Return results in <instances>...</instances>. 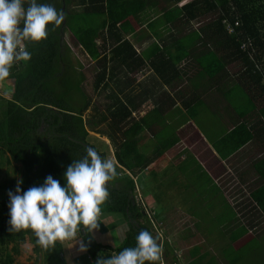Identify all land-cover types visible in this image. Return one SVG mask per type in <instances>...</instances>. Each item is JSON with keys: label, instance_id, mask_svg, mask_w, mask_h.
<instances>
[{"label": "trees", "instance_id": "obj_1", "mask_svg": "<svg viewBox=\"0 0 264 264\" xmlns=\"http://www.w3.org/2000/svg\"><path fill=\"white\" fill-rule=\"evenodd\" d=\"M73 1L74 5L69 0H38V3L52 4L58 11H63L65 20L59 27L49 25L46 40L26 42V50L31 53V59L16 62L10 69V76L6 79H11L10 88L13 90L10 97H0V158L7 153V163L20 165L23 191L42 185L48 175L59 180L61 186H66L64 172L73 160L82 159L86 155V147L94 148L106 159L105 152L89 141V131L106 135L112 144H115L114 156L118 175L108 182L109 198L101 205V214L103 217L123 219L126 230L121 242L115 246L108 233V230L116 225L114 220H111L110 224L104 223L106 221L103 218L98 220L97 230L104 232L109 239L104 243L97 242L92 233H87L81 226V232L77 235L87 246L92 264H96L99 257L112 256L110 251H104L103 247L106 245H109L108 248L115 251V254L124 248L135 247V237L141 230H147L153 236L159 237L163 252L161 261L155 264L162 261L166 264H178L167 242L162 241L158 235L163 224L158 222V210L152 205L155 201H135L133 177L152 163L151 158L142 161L138 153L137 133L142 129V126L138 125L139 120L131 119L132 112L127 108V103L119 97L114 98V95L107 96L112 100L107 106V115H100L95 103L92 106L93 119L98 118L99 124L107 123V128L98 129L93 126L94 123L84 120L83 114L91 104L81 85L86 81V75L80 71L75 74L76 67L71 65L68 55L71 49L63 36L66 32L69 33L75 40L76 47L82 50L88 59L97 63L99 70L96 68L93 86L95 89L106 90L109 87L107 78L111 75L110 69L106 68L107 59L113 61L114 57L118 58L127 68L130 67L128 59L135 54V50L126 40V36L139 28L141 13L146 5L151 6L156 15L155 24H162L163 32L167 34L164 41L169 48L178 44L174 51L183 52L186 50L185 46L190 45L192 41L209 38L219 45L218 51L223 52L216 56L217 74L223 70L227 55L230 61L240 63V70L237 69L235 74L237 82L229 89L226 98L230 100L234 113L240 116L247 113V108L258 109L264 126V0ZM209 14H212L214 19L207 26L191 31V20ZM236 23L239 26H236ZM226 26L232 28L231 33L227 31ZM206 27L208 29L204 30ZM154 34L158 36L161 33ZM247 39L251 44L244 50L241 45ZM207 74L212 76L210 72ZM234 95L237 97L232 101L231 96ZM255 101L258 106L260 104L259 107ZM148 116L151 119L157 118L146 114L141 117V121L145 123ZM115 126L119 130L118 142L114 135ZM252 138V132L241 120L224 135L223 140L232 151ZM167 146L169 145L165 143L163 148ZM122 167L131 175L124 174L120 177ZM251 168L258 175L257 188L249 192L244 203L243 196L238 192L235 198L228 201L233 212V202L240 206L239 218L246 222L245 225L236 226L240 228L238 234H230V244L239 241L242 232L246 237L258 234L264 237V231L260 227L264 224V155L254 161ZM16 183L15 178L0 180V264H12V254L6 248L9 243H13L12 249L17 253L16 243L24 241L25 236H28L34 251L41 253L42 264H66L64 241H57L54 247L44 249L36 243L37 238L30 229L9 231L8 192L15 191ZM212 188L215 189L214 186ZM223 188V191L227 192L224 185ZM181 193L185 194V191ZM158 194H161V190ZM172 195L178 197L174 190L169 192V198H172ZM192 228L198 231L192 232ZM201 228L197 222L186 226L185 234L187 231V240L189 245H192L189 251L194 252L196 256L190 258L189 264H217L216 258L209 250L210 245L204 249L202 243H199L200 240L197 242ZM233 262L234 260L230 259L228 264Z\"/></svg>", "mask_w": 264, "mask_h": 264}, {"label": "crops", "instance_id": "obj_2", "mask_svg": "<svg viewBox=\"0 0 264 264\" xmlns=\"http://www.w3.org/2000/svg\"><path fill=\"white\" fill-rule=\"evenodd\" d=\"M144 1L147 2V0ZM153 2H157V0ZM209 15H202L201 17ZM201 17L191 20L189 25L191 31L204 27L193 28V21ZM155 18L153 7L146 5L140 16L139 28L126 36V40L135 50V54L128 59L130 67L127 68L125 63L120 62L118 58L114 59V57L113 61L107 59L106 68L111 71L109 79L107 78L109 87L103 90L101 88L95 89L93 86V89L95 95H102L105 98L104 109L98 108L100 115H107V106L112 103V100L107 96L114 95V98L119 97L121 101L127 103V108L132 112L131 119L139 120L138 125L142 126V129L137 133L139 136L138 153L141 155L142 161L151 158L152 163L144 170L138 171L133 177L135 201L154 200L152 205H155L158 210V222H162V228L167 230L168 225L178 224L176 230L169 229L167 233L162 230L160 239L167 242L166 244L171 253L174 254L178 264H189L190 258L193 259L196 256L194 252L190 253L189 251L192 248V245H189L190 242L188 240L185 242V239H188L187 231L185 234L186 226L193 222L199 223L202 227L199 231L200 237L205 239L207 234H211L210 230L204 227L205 224L211 222L223 225L227 221L231 224L232 214L234 221L233 208L230 207L231 203H229L231 199L227 200L226 192L223 191V183L226 180L231 184L236 179L235 172L230 167L236 158H238L239 164L249 166L250 163L252 165L254 161L264 155V126H262L263 119L257 111L258 109L250 110L247 108V113L240 116L234 113L230 106V100L226 98L229 89L233 88L237 82L235 79L236 71L230 70L241 67L240 63L230 61L227 55L224 59L223 70L217 74L216 56L223 53L218 51L217 43L209 38L196 39L190 45H186V50L183 52L174 51L178 48V44L171 48L168 47L164 41V36L167 34L163 32L162 24H155ZM207 29V27L204 28V30ZM154 32L161 34L156 36ZM133 39L135 40L131 42ZM201 61H203L202 67ZM207 72H210L212 76L210 77ZM236 97L235 95L231 96L232 101ZM90 101L89 107L94 113L91 108V98ZM257 102L260 103L259 100ZM257 102L255 101V104L259 107L260 104L258 106ZM89 107L86 112L89 111ZM146 114L157 118L151 119L148 116L146 122L143 123L141 117ZM206 115L208 116L202 121ZM83 118L86 119L84 114ZM241 120L246 123L249 131L253 134V138L238 149L231 151L223 137ZM90 122L94 123L93 126L98 129L107 128L106 126L101 127L104 123L99 124V119H93L92 114L88 116L87 123ZM212 128H218L217 134L214 136L211 132ZM202 129H208V136L202 133ZM118 131L115 126L114 135L117 142L119 140ZM91 132L95 133L90 130L89 133ZM97 137L102 140H98ZM92 139L97 140L96 142L91 141V143L100 151L105 152L106 159H112L116 162L115 144L113 145L106 135L95 133V137ZM165 143L169 146L163 148ZM181 144H183L184 150L177 151V146ZM258 147L261 150L260 154L259 151L257 152ZM244 156L248 157L244 158ZM202 164L207 166L205 171L198 169L201 168ZM170 168H173L172 172L167 173ZM124 174L131 175L127 169L122 167L120 177ZM170 175L179 179L188 178L183 181L181 186L164 189L166 201L168 199L179 200L173 208L170 205L167 208V204L161 205L163 198L160 199L156 196L162 190L161 182L169 178ZM256 176L258 175L256 174ZM192 177L209 180L215 189L212 188L209 194L207 189L195 187L194 182L191 181ZM154 179L156 182H153ZM256 180L258 181V178ZM257 185L258 183L254 189L257 188ZM196 189H199L201 193L193 196L192 192ZM172 190L178 195L177 198H169V192ZM179 191H185V194ZM214 195L221 199L206 201V198H202V196L212 198ZM99 218H103L106 221L104 223L107 224H110L111 220L115 221L116 225L109 229L108 233L112 244L117 246L125 234L123 232V228H126L124 220L115 219V217H103V214ZM250 218L252 219V217ZM113 229L119 233L116 240L114 238L116 233L114 235L110 232ZM239 229V227L234 229L233 223L229 229L231 230L230 234ZM196 230V228L191 229L192 232ZM77 241H64V257H66V251L69 249L73 260L71 264H80L78 260L81 259L84 260V264L91 263L92 260L88 252L79 251L80 244ZM184 245L186 249L183 248ZM108 247L109 245H106L103 249L108 250ZM109 251L112 255L115 254V251L110 249ZM211 253L214 256L212 251ZM25 264L27 263L25 262ZM164 264L166 263L164 262Z\"/></svg>", "mask_w": 264, "mask_h": 264}, {"label": "clouds", "instance_id": "obj_3", "mask_svg": "<svg viewBox=\"0 0 264 264\" xmlns=\"http://www.w3.org/2000/svg\"><path fill=\"white\" fill-rule=\"evenodd\" d=\"M64 20L65 13L52 4L38 0H0V81L10 76L14 63L31 59L26 42L46 40L49 25L59 27ZM85 152L82 159L73 160L64 172L66 186L48 175L42 185L23 191V180L17 179L15 191L8 192L9 231L30 229L36 243L48 249L57 241L76 240L81 226L89 234L99 228L101 205L109 198L108 182L118 175L117 164L103 158L92 147H86ZM236 214L234 229L245 225ZM135 241V247L124 248L110 258L99 257L96 264L161 261L163 249L158 236L141 230ZM77 242L80 252L88 250L81 240Z\"/></svg>", "mask_w": 264, "mask_h": 264}, {"label": "rangeland", "instance_id": "obj_4", "mask_svg": "<svg viewBox=\"0 0 264 264\" xmlns=\"http://www.w3.org/2000/svg\"><path fill=\"white\" fill-rule=\"evenodd\" d=\"M70 3L72 4V2H74L73 0H69ZM74 5V4H72ZM214 19L213 15H209V16H203L200 19L193 21V28H200L202 26H207L212 20ZM199 26V27H198ZM64 39L67 42V44L69 45L70 49L69 50V54L70 55V61H71V65L73 67H76V72L75 74H78L79 71L81 73H83V75H86V81L82 82V88H83V92L86 93V95H88L89 99L91 98L92 100V105L93 103H95L99 109L103 110L104 109V103H105V98L102 95H95L94 94V89H93V79H94V75H95V71L96 68L98 67L97 63L88 59L86 57V55H84L83 51L80 50L78 47H76L75 45V40H73L72 36L69 33H65L64 34ZM135 39L131 40V42H133ZM98 69V68H97ZM237 68L235 69H231L230 71L234 72L236 71ZM93 75V76H92ZM11 79H5L3 81H0V97H4V98H8L10 97V93L12 92V88H10V82ZM91 105V108H92ZM92 114V110H90L89 107V111H87L86 113H84V116H86V119L88 121V116ZM208 115H206L205 117L202 118V121L206 119ZM84 119V120H86ZM103 126H107V123H104L101 127ZM208 128V126H207ZM218 128H212V135L214 136L215 134H217V130ZM202 133H204L205 136H208V129H202L201 130ZM92 137H95V133L91 132L89 134V141H94L96 142L97 140L92 139ZM103 138V137H102ZM98 140H102L101 138L97 137ZM183 144L178 145L176 150L177 151H183ZM183 149V150H182ZM259 151V154L261 152V150L258 147L257 152ZM246 155V154H244ZM6 157H8V154L5 153V155L3 156V158H0V180H3L5 178L11 179V178H15V179H20L21 173H20V165L15 164L13 162L11 163H7L6 161ZM248 156H244V158H247ZM238 158H236V160H234V164L232 163V165L230 167L233 168V172H235V176L236 179L230 184L228 183L226 180H224V186L226 187V196L229 199H233L236 196V192H238V194L243 196V203L245 202V200L248 198L249 192L253 191L254 188L256 187V184L258 183V181L256 180L258 177L256 176L255 172L252 170L251 168V163L249 166L246 165H242L239 164ZM188 167V166H187ZM198 168V167H197ZM173 168L168 169V172H172ZM198 169H202L205 171V169H207V166L205 165H201V168ZM232 170V169H231ZM237 173V174H236ZM204 174V173H203ZM186 179H179L178 177H170L166 178L165 180H163L161 182V194H158L156 196L163 198L161 201V205H166L167 204V208L168 205H170L172 208L176 206V204L179 202V200H171L168 199V201H166V196L164 195V189L165 187H178L181 186V184L183 183L184 180ZM191 181L194 182V186L197 188H204L207 189L208 193L210 194L211 190H212V186L209 182V180H206L205 178H195L192 177ZM153 182H156V179L153 180ZM221 184V183H220ZM219 184V185H220ZM176 189V188H174ZM229 192H231L229 194ZM201 191H199V189H196L194 192H192V195H200ZM172 198H175V195L171 196ZM202 198H206V201H212V200H220L221 198L219 196L215 197V195L212 198H207L206 196H202ZM139 203H141V201H139ZM233 207L234 210L238 213V216L240 215L241 211H239L240 206H237L236 202H233ZM166 208V209H167ZM233 215V214H232ZM231 215V224L230 222H225L223 225L222 224H218V223H207L204 225L205 228L209 229L211 234H207V238L202 239L199 236V239L197 242L202 243V246L205 248H207L210 245V250L213 252L214 257L216 258V262L217 264H228V261L230 259L234 260V262L232 264H264V237L258 235L256 236H248L246 237L244 235V233L242 232L241 238L239 239V241H235L232 244H230V242L228 243V237H230V231L229 230L232 225H233V216ZM256 215V214H254ZM253 219V217H252ZM190 220V219H189ZM244 223L245 220H243ZM172 225V226H171ZM168 225L167 230L166 228H162L161 230L158 231V235L161 236L162 234V230L164 232L167 233L168 230H176V226H178V224H171ZM262 226V231H264V224H261ZM186 226V225H185ZM235 226V225H234ZM119 227V226H118ZM117 227V228H118ZM163 227V226H162ZM259 227V228H260ZM126 228H123V232H125ZM228 233H227V231ZM226 231V232H224ZM239 230H234L233 233L236 234V232ZM111 233H113L115 235V240L117 239L116 237H119V233H117L116 230H111ZM192 233V232H191ZM190 233V234H191ZM261 233V232H260ZM93 237L96 239V241L98 242H107L109 241L107 235L104 232H99L98 230H94L92 233ZM203 235V234H202ZM262 235V234H261ZM189 238V237H188ZM218 238V240H217ZM80 240V237L77 235V239L74 241ZM187 241V239H185V242ZM184 243V242H183ZM17 247H18V252L14 253L13 251V243H9V245L7 246V251H9L12 254V259L13 262L12 264H25V262L28 264H42V257H41V253L39 252H35L33 249V245L32 243H30L29 239L27 236L24 237V241L22 242H17ZM229 244V245H227ZM227 245V246H226ZM186 246L184 245L183 248H185ZM68 248V245H67ZM104 251H109L105 250ZM66 261L67 264H71L73 262V260L71 259L70 256V252L69 249L68 251H66ZM187 258V257H185ZM211 259V258H209ZM88 260V259H87ZM80 264H84V260H78ZM89 264H92L89 263ZM164 264V263H163Z\"/></svg>", "mask_w": 264, "mask_h": 264}, {"label": "built area", "instance_id": "obj_5", "mask_svg": "<svg viewBox=\"0 0 264 264\" xmlns=\"http://www.w3.org/2000/svg\"><path fill=\"white\" fill-rule=\"evenodd\" d=\"M235 25L237 26L238 23H236ZM238 26H239V25H238ZM226 29H227V31H228L229 33L232 32V28H231V27L226 26ZM250 44H251L250 40L247 39V40H244V41L242 42L241 47L245 50L248 46H250ZM139 201H141V200H139Z\"/></svg>", "mask_w": 264, "mask_h": 264}]
</instances>
